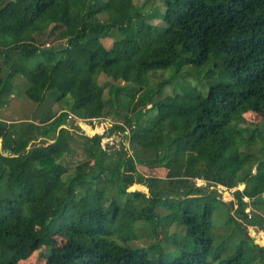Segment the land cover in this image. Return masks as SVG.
I'll list each match as a JSON object with an SVG mask.
<instances>
[{
    "label": "trees",
    "instance_id": "obj_1",
    "mask_svg": "<svg viewBox=\"0 0 264 264\" xmlns=\"http://www.w3.org/2000/svg\"><path fill=\"white\" fill-rule=\"evenodd\" d=\"M118 10L122 24L112 20ZM211 61L226 80L205 93L182 80L163 95L176 77ZM36 65L44 71L24 94L64 107L55 117L50 107L35 114L40 124L0 119V264L40 246L48 248L45 264H264V238L248 232L264 228V135L245 136L241 126L247 111L264 114V0H0V108L13 79ZM157 71L169 76L150 85ZM101 74L110 78L107 98ZM68 113L115 122L88 135L73 122L60 127ZM113 132L124 139L103 143ZM256 132L260 157L246 149ZM75 137L84 157L69 167ZM137 164L166 169L169 186ZM148 181V193L128 190ZM213 182L242 184L232 192L233 214H224L237 241L227 234L213 244L211 217L221 204ZM163 205L169 215L157 211ZM162 217L184 230L179 255L155 259L147 253L155 244H127L136 225L155 231ZM50 233L65 243L56 246Z\"/></svg>",
    "mask_w": 264,
    "mask_h": 264
},
{
    "label": "rangeland",
    "instance_id": "obj_2",
    "mask_svg": "<svg viewBox=\"0 0 264 264\" xmlns=\"http://www.w3.org/2000/svg\"><path fill=\"white\" fill-rule=\"evenodd\" d=\"M143 0H134L135 3H142ZM101 19H107V15H101ZM112 20L117 23H124L125 21V13L118 10L115 12V14L112 17ZM154 23L159 22L157 19L153 21ZM104 45H109L111 43V39L102 41ZM59 43V42H58ZM209 69H212V71H209ZM173 69L169 68L165 70L166 72L172 71ZM44 71L43 65H36L32 67V71H30V74L26 76L19 75L13 79V82L15 83L14 91L11 95L8 96V103L0 108V119L4 121H21L26 119H32L34 118L35 114L39 115L43 111L47 109V107H50L51 110H53L54 117L57 116L64 106L58 105V104H50L49 102L46 104H42L41 106H38L36 103L32 102L30 99L27 98V96L24 94V88L26 85H28L30 82L38 79L41 74ZM174 71V70H173ZM182 71V70H181ZM193 73L192 75H189L188 77H176L175 80L172 82L173 84H168L163 89V95L173 94L176 91H179L180 82L182 80H187L191 84H202L201 90L203 93L206 92L207 87L209 84L219 81V80H226V74L222 70L220 66H214L213 62L202 64V66L197 67L196 69H192ZM169 76V73L166 74L165 72H155L150 75V85H153L155 82L160 81L161 79H166ZM110 78L105 76L104 74H101L98 77L99 84L103 87V97H108V89H109V83L108 81ZM197 80V81H196ZM105 110H108V107H106ZM244 120L241 122V126L244 129L245 136H248L250 131L259 130L264 135V114L262 112H252L247 111L243 114ZM53 117V118H54ZM52 118V119H53ZM35 124H40L38 118H34ZM51 119V120H52ZM93 121V119H92ZM91 121V122H92ZM73 121H65L64 124H62L60 127L65 126L68 129L71 128V124ZM115 118H112L110 115L103 114L102 117L94 118V130H90L89 132H86L88 135H94V134H102L106 129L109 123H114ZM121 122L120 120L118 123ZM58 127V128H60ZM58 128L55 130V132L58 131ZM78 131V130H76ZM81 131V130H79ZM82 132V131H81ZM84 132V131H83ZM85 133V132H84ZM262 134H255V143L253 145H250L249 148L246 147V149L252 153L253 155L260 157L259 154V148L263 144V136ZM49 136V137H48ZM42 138L50 139V135H43ZM40 137L37 138V140L31 141L30 143L39 141ZM124 139L123 135L119 132H113L107 137H104L102 142H108L112 143L113 146H117L118 142L122 141ZM1 142V137H0ZM73 145V148L76 151L75 156H66L65 160L68 163L67 166H73V164L80 161L78 158H83L84 155L81 150V140L78 137H75L70 142ZM127 144V143H126ZM137 169L139 172L144 174L145 177H154V178H161L164 179L159 185H166L169 186V182L165 180L166 176V169L161 167H148L146 165H140L137 164ZM150 181L145 182L144 184H135L131 187H129L128 190H134V189H140L143 192L148 193V188L150 185ZM171 183V182H170ZM196 185L199 184H206L207 182L205 180H202L201 178L195 179ZM213 184V185H212ZM211 188H214L216 192L217 198L221 199V204L216 202L214 213L211 217V224H212V235H213V244L218 243L222 239L224 240L226 235L229 234L232 231V224L224 223L225 215L230 213L233 214L234 212V206L231 207L229 205V202L233 199L232 192L236 189H241L242 184H239L238 186H235L233 188H224L221 187L219 184H215L214 182L211 183ZM229 194V195H226ZM225 195V197H224ZM225 198V199H224ZM157 211L160 213V215L165 216L167 215L171 209L167 208L165 205L160 206ZM169 215V214H168ZM155 231H153L152 226L150 224H138L134 227L133 234H130L127 244L131 247H144L149 248L151 245H154L153 247L147 249V253L149 257L155 258V259H169L173 256H177L180 254V252L184 249V246L182 245V236H184V230L181 226L177 224V222L170 223L166 219V217H162L156 227ZM248 232L253 237V234L256 238V240L263 241L264 238V228L262 229H251L249 228ZM253 233V234H252ZM52 239L54 240V243L56 246H61L65 243L66 237L62 233H50ZM229 236H231L229 234ZM167 237V238H166ZM233 240L237 241L238 235L236 234V237L231 236ZM48 253V248L46 246H40L38 249H36L28 258L24 260H20L17 264H45L46 260V254Z\"/></svg>",
    "mask_w": 264,
    "mask_h": 264
},
{
    "label": "built area",
    "instance_id": "obj_3",
    "mask_svg": "<svg viewBox=\"0 0 264 264\" xmlns=\"http://www.w3.org/2000/svg\"><path fill=\"white\" fill-rule=\"evenodd\" d=\"M93 119V121H92ZM66 121H73V123L79 126L85 133L89 132L90 129L94 128V118L91 119H83V118H78L75 115H73L72 113H68L67 117H66ZM92 121V122H91ZM110 125V123L108 124V126ZM65 127V126H63ZM87 134V133H86Z\"/></svg>",
    "mask_w": 264,
    "mask_h": 264
},
{
    "label": "water",
    "instance_id": "obj_4",
    "mask_svg": "<svg viewBox=\"0 0 264 264\" xmlns=\"http://www.w3.org/2000/svg\"><path fill=\"white\" fill-rule=\"evenodd\" d=\"M75 124H76V122H75ZM220 185V184H219ZM221 187H224V186H222V185H220ZM224 188H226V187H224ZM226 195H229V194H226Z\"/></svg>",
    "mask_w": 264,
    "mask_h": 264
}]
</instances>
